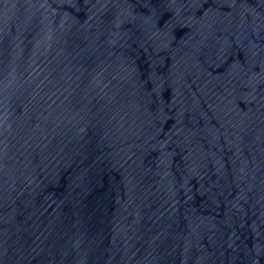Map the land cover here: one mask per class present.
I'll return each instance as SVG.
<instances>
[{
    "label": "water",
    "instance_id": "water-1",
    "mask_svg": "<svg viewBox=\"0 0 264 264\" xmlns=\"http://www.w3.org/2000/svg\"><path fill=\"white\" fill-rule=\"evenodd\" d=\"M0 264H264V0H0Z\"/></svg>",
    "mask_w": 264,
    "mask_h": 264
}]
</instances>
